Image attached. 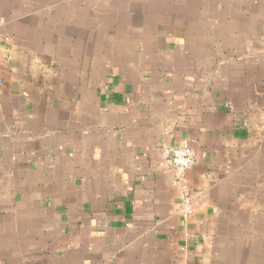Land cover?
Instances as JSON below:
<instances>
[{"label": "crops", "instance_id": "obj_1", "mask_svg": "<svg viewBox=\"0 0 264 264\" xmlns=\"http://www.w3.org/2000/svg\"><path fill=\"white\" fill-rule=\"evenodd\" d=\"M0 264H264V0H0Z\"/></svg>", "mask_w": 264, "mask_h": 264}, {"label": "built area", "instance_id": "obj_2", "mask_svg": "<svg viewBox=\"0 0 264 264\" xmlns=\"http://www.w3.org/2000/svg\"><path fill=\"white\" fill-rule=\"evenodd\" d=\"M170 165L175 173L178 181L183 182L189 170H191L196 163V154L190 143L183 142L172 149L166 151ZM191 197L184 192L183 204L184 211L191 210Z\"/></svg>", "mask_w": 264, "mask_h": 264}]
</instances>
